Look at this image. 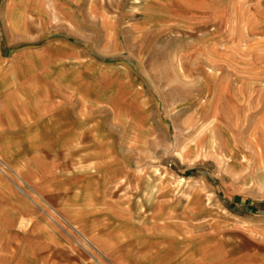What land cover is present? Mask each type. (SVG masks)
Instances as JSON below:
<instances>
[{"label": "rangeland", "instance_id": "1", "mask_svg": "<svg viewBox=\"0 0 264 264\" xmlns=\"http://www.w3.org/2000/svg\"><path fill=\"white\" fill-rule=\"evenodd\" d=\"M162 7L152 19L113 10L79 28L60 19L32 37L11 34V47L22 41L41 50L46 42L61 51L66 38L89 55L90 159L135 154L137 166L129 167L137 179L134 187L124 177L91 183L68 201L67 192L39 193L68 174L66 166L57 173L41 166L34 176L0 153V264H256L263 257L264 0ZM63 63L76 81L83 70ZM58 77L65 76H53V87ZM93 167L72 168L93 176Z\"/></svg>", "mask_w": 264, "mask_h": 264}, {"label": "crops", "instance_id": "2", "mask_svg": "<svg viewBox=\"0 0 264 264\" xmlns=\"http://www.w3.org/2000/svg\"><path fill=\"white\" fill-rule=\"evenodd\" d=\"M165 1L129 0L128 7H125L122 6L123 0H0V110L4 112L5 109L7 112L1 113L0 153L10 160L12 166H26L34 176H37L40 169H44L41 166H55L52 168L53 173H57L58 166H66V169H60L68 172L58 176L56 180L52 177L51 182L46 184L48 187L39 189V193L55 195L67 192L65 199L75 201L73 197L83 195L80 192L86 190L91 183L95 187L98 184L108 186L121 181L123 177L130 187H134L137 170L129 166H137L134 163L136 156L117 154L115 157L109 153L102 158L90 159L89 120L84 113L89 98L84 95L83 78L84 69L88 75L89 55L84 50L74 46L73 41L66 38L59 42L61 51L53 50L56 45L51 46L46 42L41 50H36L37 47L27 49L21 44L22 41L11 47V34L28 33L32 37L46 23L60 19L70 27L79 28L88 25L94 14L98 20L102 17L106 19L113 10L141 12L152 19L153 14H162L160 11ZM116 21L118 22V17ZM11 23L16 24L19 30H11ZM64 60L75 61L77 71L83 70L81 76L80 73L78 75L81 78L77 77L74 81L73 66L64 65ZM55 75L65 76L57 78V87H53ZM85 84L88 85V77ZM75 85L77 93H73ZM55 90L63 91L64 94L58 95ZM51 91H54L53 95ZM46 92H49V96L45 98ZM33 105L37 108L46 106L48 113L39 114L31 109L28 111ZM130 150L131 147L127 148L125 153ZM73 166H96L93 167L96 174L78 176L77 172H73ZM257 201L258 206L264 209V198ZM78 203L82 202H74L73 205ZM117 203L120 204L121 201ZM113 206L119 205L114 203ZM103 240L108 243V240ZM102 249L107 251L109 247ZM102 249L97 248L95 252L103 257L105 251ZM259 249L264 251V245ZM217 252L218 248L208 255L215 258ZM256 264H264V254Z\"/></svg>", "mask_w": 264, "mask_h": 264}, {"label": "trees", "instance_id": "3", "mask_svg": "<svg viewBox=\"0 0 264 264\" xmlns=\"http://www.w3.org/2000/svg\"><path fill=\"white\" fill-rule=\"evenodd\" d=\"M249 209L247 208V211H248ZM257 212H259V213H263V211H260V210H257Z\"/></svg>", "mask_w": 264, "mask_h": 264}]
</instances>
